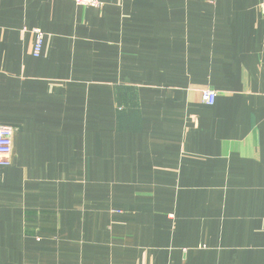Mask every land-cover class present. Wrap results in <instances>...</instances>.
Masks as SVG:
<instances>
[{
	"label": "crops",
	"instance_id": "crops-1",
	"mask_svg": "<svg viewBox=\"0 0 264 264\" xmlns=\"http://www.w3.org/2000/svg\"><path fill=\"white\" fill-rule=\"evenodd\" d=\"M100 2L0 0V264H264V0Z\"/></svg>",
	"mask_w": 264,
	"mask_h": 264
},
{
	"label": "built area",
	"instance_id": "built-area-1",
	"mask_svg": "<svg viewBox=\"0 0 264 264\" xmlns=\"http://www.w3.org/2000/svg\"><path fill=\"white\" fill-rule=\"evenodd\" d=\"M77 5L82 7L98 8L101 7L99 0H71ZM44 43V34L36 30L35 31V43L33 49V55L39 57L42 52ZM202 99L205 105L213 106L216 101V93L211 90H204L202 92ZM16 134V129L10 126L0 124V166L8 167L11 165V158L13 155V141Z\"/></svg>",
	"mask_w": 264,
	"mask_h": 264
},
{
	"label": "rangeland",
	"instance_id": "rangeland-1",
	"mask_svg": "<svg viewBox=\"0 0 264 264\" xmlns=\"http://www.w3.org/2000/svg\"><path fill=\"white\" fill-rule=\"evenodd\" d=\"M100 1V0H99ZM101 3V2H100ZM102 5V4H101ZM91 8V7H90ZM98 8H100V7H98Z\"/></svg>",
	"mask_w": 264,
	"mask_h": 264
}]
</instances>
